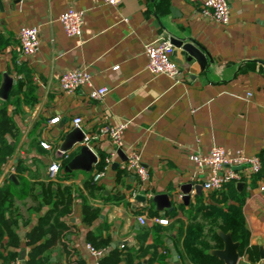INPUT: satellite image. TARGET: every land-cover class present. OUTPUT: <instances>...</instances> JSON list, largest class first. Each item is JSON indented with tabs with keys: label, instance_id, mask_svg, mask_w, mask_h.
<instances>
[{
	"label": "crops",
	"instance_id": "obj_1",
	"mask_svg": "<svg viewBox=\"0 0 264 264\" xmlns=\"http://www.w3.org/2000/svg\"><path fill=\"white\" fill-rule=\"evenodd\" d=\"M226 3L228 23L218 25L200 16L199 0H120L116 6L104 0H0V83L4 74L16 81L6 100L16 130V138L8 141L15 152L0 168V188L8 181L19 184V177L32 186L14 198L9 216L18 244L8 246L5 237L4 256L16 253L27 263L34 248L28 244L29 232L48 210L40 201L42 186L52 183L69 187L72 200L62 218L66 233L43 255L45 264H93L86 248L89 233L108 239L101 248L104 255L110 249L124 252L118 264H195L185 246L198 249L206 243L205 255L214 258L208 251L222 247L216 211L238 206L250 256L237 250V264H264V0ZM67 9L83 13L78 37L65 36L58 20ZM21 27L39 31L40 47L33 56L21 53ZM160 36L191 40L203 53L205 66L173 47L177 78L149 74L143 47ZM76 68L90 74L91 88L106 89L101 100H90L85 87L73 94L59 89L61 74ZM19 81L25 85L16 92ZM6 101L0 100V107ZM75 117L81 119L84 145L96 158L88 172L66 169L78 145L60 152ZM55 118L58 122L51 124ZM121 123L126 124L121 149L93 181L101 171L97 164L112 151L98 130ZM212 146L222 147L227 157L237 152L257 157L259 173L242 169L241 180L231 187L202 190L206 172L190 156L205 155ZM132 149L147 171L145 181L122 169ZM53 162L60 163V170L49 179ZM18 164L26 169L21 174ZM186 185L188 200L182 202L180 189ZM195 186H200L198 193ZM135 195L144 197V206L141 200L132 202ZM161 195L168 198V208L163 201L152 202ZM84 205L96 215L89 225L82 222ZM154 219L167 223L158 225Z\"/></svg>",
	"mask_w": 264,
	"mask_h": 264
},
{
	"label": "built area",
	"instance_id": "obj_2",
	"mask_svg": "<svg viewBox=\"0 0 264 264\" xmlns=\"http://www.w3.org/2000/svg\"><path fill=\"white\" fill-rule=\"evenodd\" d=\"M120 0H104L105 4L116 6ZM200 16L210 23L226 25L228 23V6L226 0H199ZM62 30L67 37H78L83 23V13L74 9H67L59 16ZM18 41L21 53L25 57L33 56L40 47L39 31L36 27H21L18 31ZM173 46L168 38L158 37L154 41L144 45L143 55L145 57V70L151 75H163L175 80L179 75L177 64L171 55ZM117 67H113L116 69ZM90 74L84 69H72L65 71L59 78V89L65 94H73L80 88H87V97L90 100L99 101L107 93L106 89L91 88ZM58 118L52 119L51 124L58 122ZM81 119L75 117L71 120L73 128L80 126ZM126 127L125 123L117 126H103L98 130V137H106L112 146V151L104 158L103 170L110 164L111 156L122 146L121 137ZM86 139L84 137L83 142ZM47 149V145L43 144ZM190 160L195 166L206 172V176L201 182L202 190L206 192L220 191L228 183H237L241 180V170L245 169L248 174L255 175L260 171L261 164L257 157H246L237 152L232 157H227L220 146H212L205 155H192ZM122 169L130 175L136 176L140 181H145L148 177L146 169L142 166L139 153L136 150H129L125 155ZM60 170V163L53 162L48 167L49 179H54ZM103 170L97 172L92 180L96 181L103 174ZM263 188H261L262 190ZM138 223L143 224L142 218H137ZM158 225H166L165 219H154ZM89 254L94 258L93 264H98L99 259L104 255L103 249H94L86 246ZM9 264H22L19 258H15Z\"/></svg>",
	"mask_w": 264,
	"mask_h": 264
},
{
	"label": "trees",
	"instance_id": "obj_3",
	"mask_svg": "<svg viewBox=\"0 0 264 264\" xmlns=\"http://www.w3.org/2000/svg\"><path fill=\"white\" fill-rule=\"evenodd\" d=\"M25 79L29 83L28 74L25 73ZM24 82L19 81L15 87V91H21ZM8 102L6 101L0 107V168L15 152V144H11L8 138H16V130L13 120L8 113ZM104 166L103 158L97 164L98 171ZM17 173L21 174L26 169L20 164L16 167ZM259 173V172H258ZM234 183L230 182L224 187H231ZM223 187V188H224ZM32 189L22 178L19 177V184H14L8 181L6 185L0 188V264H9L16 257V253H8L6 256L2 253L3 239L7 237L8 246H17V236L14 232V221L9 216L10 209L14 204V198L21 197L19 192ZM41 202L48 207L45 214L39 219L38 224L29 232L28 244L34 246L29 254L26 264H45L43 255L48 252L53 246L61 242L65 235L67 227L62 221L70 211L72 190L69 187L60 184L48 183L42 186L40 194ZM37 199V198H36ZM214 202H218L214 199ZM39 211V208L35 209ZM82 222L89 225L96 217L93 210L87 206L81 208ZM216 216L221 219V223L216 225L222 232L230 231L231 239L238 243V251L243 250L250 256L246 249L247 233L243 227L240 210L238 207H227L226 212L216 211ZM215 241L219 243L218 238ZM86 242L94 249H101L108 246V239L95 236L89 233L86 235ZM188 256L195 262V264H219L214 258H209L204 251L208 248L206 243H201L198 249L191 248L189 245L185 246ZM195 255H197L195 257ZM124 256L122 250L110 249L103 255L98 264H118ZM127 256L125 259L127 260ZM125 264H128L127 262Z\"/></svg>",
	"mask_w": 264,
	"mask_h": 264
},
{
	"label": "water",
	"instance_id": "obj_4",
	"mask_svg": "<svg viewBox=\"0 0 264 264\" xmlns=\"http://www.w3.org/2000/svg\"><path fill=\"white\" fill-rule=\"evenodd\" d=\"M170 43L174 48H180L183 52H185L188 57L193 58L198 64L200 68H203L206 64L205 58L203 53H201L200 49L191 41V40H184V39H170ZM16 84V81L10 78L7 74L2 75V81L0 83V100L6 101L8 99L9 93L12 87ZM84 134L78 128H73L71 131L66 133L63 138L62 144L60 146V152L65 153L69 151L73 145H78V153L67 163L66 169L74 170L79 169L82 171H89L92 164L95 163L96 158L92 151L84 145L83 143ZM120 151L117 150L116 153ZM13 180V177H10ZM239 186V184H237ZM189 187L186 185L180 189L182 193L181 201L185 202L188 195ZM194 193H198L200 190V186H195L193 188ZM135 200H141L142 203L139 205L144 206L145 199L144 197L135 195L132 199V202ZM152 202H155L157 205L160 204L159 201L165 202L163 205L165 208L169 207L168 198L164 195L152 197ZM162 205V203L160 204ZM217 237L220 239L222 243L221 249H213L208 251V254L218 261L221 264H237L239 260L238 255V243L232 241L230 232L223 233L219 230L216 231ZM170 250V261H176V254L175 251L172 249V246L169 245Z\"/></svg>",
	"mask_w": 264,
	"mask_h": 264
}]
</instances>
